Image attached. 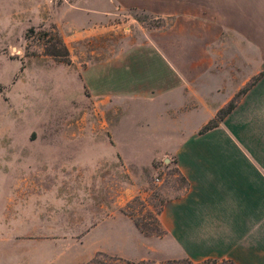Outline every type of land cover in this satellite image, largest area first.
Returning <instances> with one entry per match:
<instances>
[{
  "label": "crops",
  "instance_id": "0c3cea01",
  "mask_svg": "<svg viewBox=\"0 0 264 264\" xmlns=\"http://www.w3.org/2000/svg\"><path fill=\"white\" fill-rule=\"evenodd\" d=\"M63 1L56 14L64 20L83 15V22L65 24L86 28L81 36L109 33L116 26L113 18L129 12L165 21L119 53L88 65L82 74L89 93L157 101L166 111L186 115V123L201 116L184 133L177 130L179 138L170 145L186 187L157 215L162 235L144 236L120 205L111 212L105 190H87L88 204L77 198L70 207L78 214L93 212L86 218L93 222H81L77 214L71 224L89 227L81 241L92 236L99 244L92 253L130 262L210 258L264 264V228L256 234V221L264 225V190L256 191L264 186V0ZM243 89L221 122L198 134ZM64 207L61 202L59 209ZM42 216L24 223L62 224V214L58 220Z\"/></svg>",
  "mask_w": 264,
  "mask_h": 264
},
{
  "label": "rangeland",
  "instance_id": "374dc122",
  "mask_svg": "<svg viewBox=\"0 0 264 264\" xmlns=\"http://www.w3.org/2000/svg\"><path fill=\"white\" fill-rule=\"evenodd\" d=\"M63 2L0 0V264H90L99 253L110 256L92 253L99 245L94 237L81 241L88 226H71L78 212L70 207L77 198L87 203V190H105L112 213L120 205L145 236H153L157 212L186 187L170 145L201 116L186 123V115L166 111L157 101L96 97L83 82L88 65L119 53L165 21L129 12L113 18L116 26L109 33L81 36L86 28L65 24L83 22L84 16L64 20L56 14ZM55 190L64 192L57 196ZM61 202L67 204L63 210ZM37 213L57 220L62 214V224L26 226ZM80 213L81 222H93L86 219L92 211ZM263 226L256 221V234ZM226 261L235 264L210 258L139 262Z\"/></svg>",
  "mask_w": 264,
  "mask_h": 264
},
{
  "label": "trees",
  "instance_id": "16d2710c",
  "mask_svg": "<svg viewBox=\"0 0 264 264\" xmlns=\"http://www.w3.org/2000/svg\"><path fill=\"white\" fill-rule=\"evenodd\" d=\"M136 21H139L137 18H134ZM66 53V52H65ZM49 56L55 57V58H64L66 57V54H64V56H60L57 54H48ZM245 89L239 91L223 108L219 109L215 115V117L211 120H209L205 125H203L200 130L198 131V134H202L205 133L208 130H211L213 128H215L219 122H221V120L233 109L234 104H235V100L238 99V97L243 93ZM159 214V211L157 212V215ZM134 226L136 227V229H138V231L140 233H142L144 236V232L143 230L140 229L139 224L135 221H133ZM153 236H161L162 235V231L159 228L158 222H157V216H156V226L155 228L152 230ZM102 260H106L107 262H109L110 264H133L129 261L123 260L121 258L118 257H111V256H106L103 254H97V256L95 258H93L90 261V264H102ZM141 262H138L136 264H140ZM226 264H231L229 261H226Z\"/></svg>",
  "mask_w": 264,
  "mask_h": 264
}]
</instances>
